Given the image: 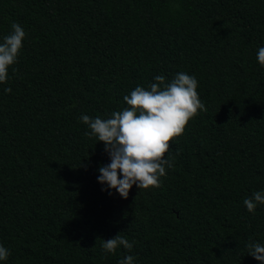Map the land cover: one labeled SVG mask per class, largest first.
I'll list each match as a JSON object with an SVG mask.
<instances>
[{
	"label": "trees",
	"instance_id": "16d2710c",
	"mask_svg": "<svg viewBox=\"0 0 264 264\" xmlns=\"http://www.w3.org/2000/svg\"><path fill=\"white\" fill-rule=\"evenodd\" d=\"M13 22L26 35L0 84V264H259L246 245H264V205L243 200L264 191V0H0V41ZM179 72L207 111L171 142L161 186L102 191L110 159L79 117ZM118 233L133 248L106 255Z\"/></svg>",
	"mask_w": 264,
	"mask_h": 264
},
{
	"label": "clouds",
	"instance_id": "9594fccd",
	"mask_svg": "<svg viewBox=\"0 0 264 264\" xmlns=\"http://www.w3.org/2000/svg\"><path fill=\"white\" fill-rule=\"evenodd\" d=\"M11 31L0 41V84L6 83L8 69L17 62L23 47L25 31L18 23L11 24ZM256 59L264 68V47L257 50ZM16 70L13 69V72ZM147 88L137 86L123 97L127 107L113 111L110 117L92 118L81 114L79 120L89 129L84 134L102 142L110 163L99 167L97 182L106 185L102 191L111 190L127 199L129 190L135 185L138 190H149L161 186V177L166 168H171V160L165 159L171 142L185 131L188 122L207 108L197 92L195 76L179 72L170 81L156 75ZM10 93L11 88H5ZM247 211L254 213L258 205H264V191L253 192L243 200ZM128 251L133 248L119 233L113 238L102 240L103 253L115 254L119 247ZM248 255L259 264H264V245L249 242ZM8 249L0 245V261L7 260ZM134 257L128 255L118 264H134Z\"/></svg>",
	"mask_w": 264,
	"mask_h": 264
}]
</instances>
